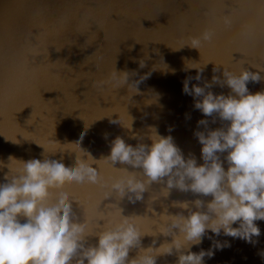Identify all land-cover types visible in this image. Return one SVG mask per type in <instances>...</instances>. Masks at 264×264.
<instances>
[{"label":"water","instance_id":"95a60500","mask_svg":"<svg viewBox=\"0 0 264 264\" xmlns=\"http://www.w3.org/2000/svg\"><path fill=\"white\" fill-rule=\"evenodd\" d=\"M257 6L258 0H0V161L7 164L9 155L27 161L52 153L70 163L72 156L82 154L81 149L64 143L73 141L81 130L85 134L80 146L94 158L108 152L104 132L109 134L108 140L120 135L135 145L130 132L109 123L117 119L121 123L131 120L132 131L138 134L154 125L159 134H170L181 151L194 154L199 163L200 145L193 131L202 115L193 108L192 97L181 92L182 79L195 76L196 70L182 69L188 61L198 62L204 81L219 76V67L232 71L240 66L257 71L249 64L264 67V35L247 39L239 33L241 23ZM229 12L232 25L225 28L219 17ZM204 27L215 29L211 42L202 43L199 50L185 45L189 36L198 35ZM141 59L143 67L138 63ZM214 65L216 73L212 72ZM122 71L129 73L128 81L144 76L136 92L128 90V81L118 87ZM260 75L264 77V72ZM97 81L104 83L97 86ZM193 83L199 82L190 80L189 86ZM247 87L258 91L264 88V79L249 82ZM212 91L226 93L228 89L213 86ZM216 126L209 124L210 128ZM19 161H9L8 167L19 169ZM98 163L102 175L112 174L109 165ZM7 171L0 169V182ZM64 186L86 204L99 198L97 186ZM194 198L189 192L173 189L152 206L157 214L161 206L175 213L180 210L169 206L172 201ZM120 207L124 215L145 214L144 201L129 204L122 200ZM74 211L79 217L75 205ZM152 223L142 220V231H151ZM255 223L260 229V235L253 238L255 244L215 236L229 246L214 250L204 264H264L260 255L264 252V220ZM153 239L156 244L152 247H156L171 236L144 235L139 248L150 246ZM88 242L94 243V237H88ZM210 243L203 238L190 250L207 249ZM138 250L130 249L129 258ZM174 260L175 254L158 256L156 264H174Z\"/></svg>","mask_w":264,"mask_h":264},{"label":"clouds","instance_id":"9594fccd","mask_svg":"<svg viewBox=\"0 0 264 264\" xmlns=\"http://www.w3.org/2000/svg\"><path fill=\"white\" fill-rule=\"evenodd\" d=\"M219 22L230 28L231 12L221 15ZM239 33L247 39L264 35V0H258ZM214 37L215 29L204 27L198 35L189 36L185 45L199 50ZM141 61L138 63L143 67ZM188 62L182 70L195 69L196 74L182 79L181 92L192 97L193 108L202 115L193 131L200 145V162L192 153L185 155L170 134H159L154 125L138 134L132 131L131 120L121 123L117 119L109 123L130 132L135 145L120 135L108 140L109 134L104 132L101 135L108 152L94 158L80 146L85 134L81 130L73 141L64 143L77 144L81 149L82 154L72 156L70 163L52 153L27 161L9 155L7 164L0 161V169H8L0 182V264H156L158 256L173 254L174 264H204V258H211L214 250L229 246L228 241L215 236L255 244L253 238L260 235L255 221L264 220V88L251 92L247 84L264 79L260 75L264 67L249 64L257 71L219 67V76L202 81L203 67ZM217 70L214 65L212 72ZM128 77V72H120L118 87ZM140 77L127 82L128 90L137 91ZM190 80L199 83L189 86ZM95 83L102 86L104 81ZM213 86L228 91L214 93ZM210 123L218 126L210 128ZM171 130L169 127L168 132ZM9 161H19L21 167L13 171ZM101 161L111 167L112 174L102 175ZM65 183L97 186L99 198L94 204H86ZM173 189L195 198L172 201L169 206L180 211L169 213L161 206L157 214L153 203L166 199ZM122 200L129 204L144 201L145 214L124 215ZM104 201L109 202L101 207ZM74 205L80 210L79 217ZM144 219L153 221L149 232L141 229ZM208 232L212 236H207ZM157 234L171 236V240L152 247L156 244L153 239L150 246L139 248L142 236ZM90 236L94 243L88 242ZM203 238L211 241L209 247L191 251V246H198ZM132 248L139 250L129 258ZM260 255L264 258V252Z\"/></svg>","mask_w":264,"mask_h":264}]
</instances>
